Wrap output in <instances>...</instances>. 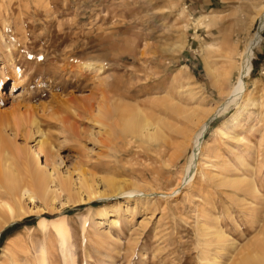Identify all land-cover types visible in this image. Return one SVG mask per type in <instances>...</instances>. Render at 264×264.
Returning <instances> with one entry per match:
<instances>
[{
    "label": "rangeland",
    "instance_id": "374dc122",
    "mask_svg": "<svg viewBox=\"0 0 264 264\" xmlns=\"http://www.w3.org/2000/svg\"><path fill=\"white\" fill-rule=\"evenodd\" d=\"M262 4L0 0V143L18 153L26 146L34 150L42 138L53 142V153L39 157L53 179L47 199L23 198L29 212L0 232V264H38L41 255L47 264H201L200 243L211 239L214 225L238 248L256 243V250L264 240V76L252 72L245 78L246 94L211 123L195 179L165 199L143 193L178 187L192 151L174 138L180 144L160 156L158 145L144 139L133 143L107 135L85 109L98 99L99 81L95 73L79 76L77 70L103 65L102 77H120L126 85L137 73L139 100L118 97L129 106L167 96V87L184 83L187 96L176 88L174 103L207 116L237 84L240 51L255 31ZM152 73L157 75L145 80ZM31 121L42 138H27ZM169 159L172 167L165 165ZM234 180L254 183L255 191L221 185ZM83 181L108 198H89ZM111 181L123 187L109 189ZM135 188L142 194L128 199ZM79 194L83 202L70 200ZM43 218L62 219L40 226ZM56 226L65 229V242ZM227 253L217 262L232 264Z\"/></svg>",
    "mask_w": 264,
    "mask_h": 264
},
{
    "label": "bare ground",
    "instance_id": "6f19581e",
    "mask_svg": "<svg viewBox=\"0 0 264 264\" xmlns=\"http://www.w3.org/2000/svg\"><path fill=\"white\" fill-rule=\"evenodd\" d=\"M257 8L258 16L255 31L250 34L243 50L240 51L237 84L233 86L225 101L219 107L215 108V110L209 112L207 116H202L201 112L203 111L199 108H193L190 111V109L185 108L182 104L177 105L174 103L173 91L176 88L179 90L180 95L187 96L186 91H181L186 87L184 83H177L176 87L175 84L170 85L166 90L167 96L152 98L145 102L143 106H148L150 109L145 112V110H143L144 107L140 103L137 102L136 106H129L123 102L124 100H122L124 98H126V100H139L141 92L137 91L136 86L139 84L141 78L137 73H132L128 77V79H132L130 80L132 82L129 83V85H126L123 84L120 77H113L111 81L108 78L102 77L105 75L103 65L87 63L82 64L81 69L77 70L81 73L78 74L79 76H82V73L84 72L89 74L95 73V77L99 81L97 86L99 97L98 99H93L95 102L87 106L85 109L87 114L93 117V122L100 130H105L107 135L131 139L134 140L133 143H136V139H144L148 143L158 145V154H160V156H165L170 147L180 144L178 141H176L178 143L175 142L176 138H181V145L183 148L189 147L192 151V154L186 160L184 165L185 170L183 177L180 179L181 184L168 192L153 191L151 193H143L146 198H149V196H156L167 199L169 197L176 196L181 190L180 186L184 187L193 182L198 173V164H200L199 158L201 156V152L203 153L202 148L205 136L210 129L211 123L214 119L224 114L232 105H235L241 96L246 94L247 84L245 78H247L253 71L255 50L261 44L262 34L264 33V4L256 7V9ZM77 71L75 73H77ZM150 73L151 72H149V74ZM151 75L152 76L150 77H145V80H149L157 74L152 73ZM53 76H57L55 72L52 73V77ZM12 86V89L14 90L16 89L17 84L14 83ZM118 97H122V99H118ZM175 120L178 121L179 126H176L177 122L175 123L176 125L174 124ZM35 121H31L32 125H34V129L32 131L28 132V128L25 129L30 134L29 136L27 134V138H32L36 135H39L42 138L40 126ZM16 124L14 125L15 128ZM29 127L31 126L29 125ZM15 130L17 132L20 130L22 133L21 129ZM13 133L15 134V132ZM14 136L17 137L16 134ZM52 144L53 142H51V144H45L44 139L42 138L37 142L34 150L33 148L26 146L18 153H11L7 144L0 143V232L4 227L10 225L13 220L21 218L24 214L29 212L23 207L22 202L25 196H28L29 199L32 200L38 196L46 198L47 194H49V185H51L50 183L53 182V179L46 173L47 171L41 167L39 157L41 155L47 156L53 153L49 148ZM180 147H177V149ZM176 158H178V156ZM173 162L174 161H172V159H169L165 162V165L171 166ZM244 167L248 166L244 165ZM84 185L85 182L83 181L81 184L82 188L87 184L85 186ZM112 185H114V187L118 186L116 187L117 190L123 187L120 183L115 184L113 181L109 182L107 187H109V189H113L114 187ZM221 185H228L234 188L246 187L245 190H248L249 192L255 191L254 183L245 180H234L233 182L222 181ZM59 187L62 191H66L67 183L61 182ZM86 188L89 192V198H108L106 192H98L97 190L94 191L88 185ZM137 188L132 189V191L127 194L128 199L142 194ZM70 197H73L70 198L71 201H84L82 200L80 194L75 196L70 195ZM60 221L43 218L40 222L41 224H39L40 226H44L46 223L56 224ZM213 228L214 233L209 235L212 236L211 239L200 243L201 264H221L217 261L221 259V256L224 255L226 251H228L227 254L231 255L229 262L232 264H264V240L258 242L259 244L256 250L254 248V244L256 243L248 246L246 245L244 248H238L235 240L233 241L229 239L224 230L219 228V225H214ZM56 231L60 236L61 241L65 242L67 240L65 229L61 226H56ZM254 251H261L263 256L255 254L252 255V252ZM37 263L47 264L42 255L39 259H37Z\"/></svg>",
    "mask_w": 264,
    "mask_h": 264
},
{
    "label": "crops",
    "instance_id": "0c3cea01",
    "mask_svg": "<svg viewBox=\"0 0 264 264\" xmlns=\"http://www.w3.org/2000/svg\"><path fill=\"white\" fill-rule=\"evenodd\" d=\"M258 53V54H257ZM259 55V57H258ZM264 33L262 34V42L255 50V60H258L259 65L261 66L264 62ZM254 63V62H253ZM254 67V66H253Z\"/></svg>",
    "mask_w": 264,
    "mask_h": 264
},
{
    "label": "trees",
    "instance_id": "16d2710c",
    "mask_svg": "<svg viewBox=\"0 0 264 264\" xmlns=\"http://www.w3.org/2000/svg\"><path fill=\"white\" fill-rule=\"evenodd\" d=\"M254 62V61H253ZM253 74L256 76V75H258V67H257V63H254V67H253ZM46 216V215H45ZM48 217V216H47ZM22 224H24V222L23 223H21V225ZM15 230L14 229H12V230H10V232L12 233V232H14ZM8 234V233H7Z\"/></svg>",
    "mask_w": 264,
    "mask_h": 264
},
{
    "label": "built area",
    "instance_id": "2783aa9c",
    "mask_svg": "<svg viewBox=\"0 0 264 264\" xmlns=\"http://www.w3.org/2000/svg\"><path fill=\"white\" fill-rule=\"evenodd\" d=\"M185 1V0H184ZM187 8V7H186ZM188 9V8H187ZM258 75L259 76H264V62L261 66H259V69H258Z\"/></svg>",
    "mask_w": 264,
    "mask_h": 264
}]
</instances>
